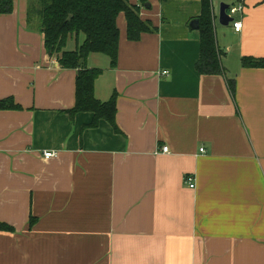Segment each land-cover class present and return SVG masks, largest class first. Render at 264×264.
I'll return each mask as SVG.
<instances>
[{
    "label": "crops",
    "instance_id": "0c3cea01",
    "mask_svg": "<svg viewBox=\"0 0 264 264\" xmlns=\"http://www.w3.org/2000/svg\"><path fill=\"white\" fill-rule=\"evenodd\" d=\"M31 1L0 14V100L21 106L0 109V222L14 228L0 264H264V68L242 64L264 57V0L244 1L240 31L213 5L222 75L196 68L200 0H170L192 7L177 22L149 0L157 31L138 41L120 13L117 65L92 53L87 66L103 70L98 99L117 94L121 132L70 115L77 69L48 55Z\"/></svg>",
    "mask_w": 264,
    "mask_h": 264
},
{
    "label": "trees",
    "instance_id": "16d2710c",
    "mask_svg": "<svg viewBox=\"0 0 264 264\" xmlns=\"http://www.w3.org/2000/svg\"><path fill=\"white\" fill-rule=\"evenodd\" d=\"M148 5L149 0H138L137 3L131 0L31 1L28 19L32 23L35 21V27L44 34L48 55L57 56L63 68L77 69L75 105L68 111L71 116L79 112H91L94 117L90 126L106 120L116 132H121L116 122L117 94L114 93L105 101L95 96V82L103 70L87 66V60L92 53H102L109 57L111 67L117 65L120 39L117 19L120 13L126 16L129 40L138 41L143 33L156 32L157 27L152 21L140 16L141 6ZM13 7V0H0V14L11 13ZM197 18L200 22V58L196 68L200 74L222 75L224 68L222 53L216 41L213 0H200ZM80 35H85V40L75 50H67L68 40L71 37L78 39ZM242 64L244 67L264 68V57L245 56ZM20 107L12 97L0 100V109ZM0 230L13 231L14 228L0 222Z\"/></svg>",
    "mask_w": 264,
    "mask_h": 264
},
{
    "label": "built area",
    "instance_id": "2783aa9c",
    "mask_svg": "<svg viewBox=\"0 0 264 264\" xmlns=\"http://www.w3.org/2000/svg\"><path fill=\"white\" fill-rule=\"evenodd\" d=\"M245 0H232L229 4V8H228V14L230 17H233V21L231 22L233 24V27L236 31H240V29L242 28V21L240 20H236L235 19V15L237 14H242L245 10ZM169 71L168 70H163L161 72V74H168ZM204 148H201V151H204ZM170 153V148L168 146H162L161 148H157V153ZM57 151L54 150H45L43 152V155L46 159H50L53 158L57 155ZM187 184L189 185L190 188H195L196 187V183H195V178L193 175H190L187 177L186 179Z\"/></svg>",
    "mask_w": 264,
    "mask_h": 264
},
{
    "label": "rangeland",
    "instance_id": "374dc122",
    "mask_svg": "<svg viewBox=\"0 0 264 264\" xmlns=\"http://www.w3.org/2000/svg\"><path fill=\"white\" fill-rule=\"evenodd\" d=\"M222 1L223 0H214L213 1V5L215 6L216 11L218 10L220 2H222ZM225 2L229 3L228 0H226ZM162 4H165V8H164L165 16L166 15L169 16L170 15L169 12L171 11L172 16L168 17V19L174 20L175 22L180 21L182 19V16L184 14V10H186V9L191 10L192 9V7L190 6L191 5L190 2L184 3L183 5H180V4H175V2H173V1L167 0V2L163 1ZM165 22H167V19H165ZM227 28H229V27H227ZM82 36H85V35H82Z\"/></svg>",
    "mask_w": 264,
    "mask_h": 264
},
{
    "label": "water",
    "instance_id": "95a60500",
    "mask_svg": "<svg viewBox=\"0 0 264 264\" xmlns=\"http://www.w3.org/2000/svg\"><path fill=\"white\" fill-rule=\"evenodd\" d=\"M229 4L225 1L220 3V11H219V22L222 25L229 26L230 22L233 21V17H230L228 14ZM190 28L199 29L200 22L198 18L193 19L190 24Z\"/></svg>",
    "mask_w": 264,
    "mask_h": 264
}]
</instances>
